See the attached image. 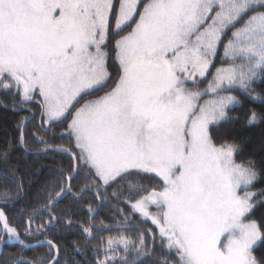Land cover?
<instances>
[{"label": "snow or ice", "instance_id": "6c2138e0", "mask_svg": "<svg viewBox=\"0 0 264 264\" xmlns=\"http://www.w3.org/2000/svg\"><path fill=\"white\" fill-rule=\"evenodd\" d=\"M221 51L223 65L210 72ZM258 79L264 0H0V89L36 103L41 119L30 134L34 146L23 121L17 143L25 153L68 157L46 183V202L28 216L25 234L64 224L90 195L97 207L86 204L89 221L109 205L125 229L96 245L93 264L118 256V264H139L156 253L150 230L126 234L136 214L158 228L156 264H264V254L256 255L264 224L251 218L264 203V191L251 190L264 169L238 161L242 143L216 131L239 119L229 115L241 103L233 92L264 100L253 95ZM244 119L264 123V110L249 108ZM57 135L68 144H56ZM9 148L0 151L5 167ZM62 203L66 211L57 214ZM37 215L48 220L33 229ZM81 227L90 243L94 225ZM0 231L30 246L3 210ZM46 243L43 255L10 253L0 264H76L62 259L53 239Z\"/></svg>", "mask_w": 264, "mask_h": 264}, {"label": "trees", "instance_id": "16d2710c", "mask_svg": "<svg viewBox=\"0 0 264 264\" xmlns=\"http://www.w3.org/2000/svg\"><path fill=\"white\" fill-rule=\"evenodd\" d=\"M222 51L218 54L215 66L210 68V72L215 71V67L223 65ZM111 61H109V64ZM210 78V77H209ZM253 95L260 93L264 96V80L258 79L253 84ZM4 91L0 90V151L5 148H9L10 159L9 167L0 165V202L1 209L8 217L11 226H14L20 232V238L26 243H34L39 240L53 239L63 249L62 259L73 260L76 264H93L96 257V245L104 240L105 243L108 237L117 236L116 232L122 230V227H117L115 224L121 222L120 216H118L109 205H104L99 208L96 219L89 221V213L87 210V203H92V207H97V202L93 201L89 195L85 198V203L77 205L73 212L74 215L64 216L62 219L64 224L58 225L51 230H42L32 235H26L24 229L28 223V216L33 213V209L40 208L46 202V183L56 179L53 175V171L57 169L61 163L67 164L68 157L59 153L49 152L47 155L35 152H23L17 143L19 136V127L23 121L25 126V132L29 134V146L33 147V140L31 137L32 132L37 131L38 117L36 114L33 119V112L28 108L17 106L10 107L9 99L6 95H3ZM237 98L241 101L240 104L230 107L229 115L232 117H239V119H232L228 122L222 123L216 131L221 138L228 140H237L242 143V150L237 156V160L252 159L256 162L257 169H264V123H257L253 126H248L245 123L244 114L249 108H256L264 110V100H253L241 92H233ZM28 114L27 116H25ZM28 118L25 120L24 118ZM30 121V122H29ZM44 135V133H39ZM57 135L55 137V143L60 144L58 141H62V138ZM64 140V139H63ZM65 141V140H64ZM62 144V142H61ZM64 145V144H63ZM66 146V144H65ZM14 166V167H12ZM148 183V181H145ZM155 183V181H152ZM22 186L18 188V185ZM255 192L264 191V173H262L258 180L255 182L254 187L251 189ZM7 191L10 194V199L5 200L3 193ZM19 193V195H18ZM261 198L257 197L259 201ZM121 207H125L121 205ZM129 208L125 207V213H128ZM61 211H66L64 204L57 206V214ZM139 218L137 215L135 219ZM251 218L255 219L257 223L264 224V203H257L256 207L251 213ZM72 220V224L68 225L66 221ZM48 220L47 215H37L32 223L33 229L37 225ZM103 221V226H101ZM140 221V220H139ZM91 223L94 225L93 236L89 237L90 243L85 241V236L82 233V224ZM122 224V223H118ZM135 226V223L133 224ZM134 226V227H135ZM134 229V228H133ZM149 248H151V237L155 235V229L149 223ZM1 233V231H0ZM116 233V234H115ZM114 234V235H112ZM156 236V235H155ZM77 240L82 245L79 252H75L72 247V241ZM156 253L150 256H144L139 258V264H156V261L160 259V246L159 238L156 239ZM48 247L46 244H41L33 248L25 249L15 244H8L4 247L3 256L0 259L7 258L8 254H20L24 252L29 258H34L37 255H43L47 253ZM103 250H101L100 259L103 258ZM123 254V253H121ZM264 254V242H258L256 249V255L260 256ZM119 256L113 264H118ZM148 262V263H147Z\"/></svg>", "mask_w": 264, "mask_h": 264}, {"label": "rangeland", "instance_id": "374dc122", "mask_svg": "<svg viewBox=\"0 0 264 264\" xmlns=\"http://www.w3.org/2000/svg\"><path fill=\"white\" fill-rule=\"evenodd\" d=\"M110 61H111V63H110V71H112L113 73H115V71H116V65H115V62L113 61V60H111L110 59ZM0 90H2V89H0ZM2 91H4V90H2ZM3 95H6V97L9 99L8 101H9V105L8 106H10V107H13V105H16V107L17 106H21V108L22 107H25V108H22V109H26L27 110V112H28V108L29 109H31V111L36 115V114H38L37 115V117H38V122L39 123H41V119H40V115H39V110H38V105L36 104V103H34V102H28V103H23L22 104V102H21V99H20V97H19V95H14V93H12V92H7V91H4V93H2ZM28 114H26L25 116H27ZM56 131H57V133L60 131V129H56ZM59 138H61V137H59ZM65 141H64V140ZM58 142H60V144H61V142H62V144H68V139H67V137L65 136L64 138H62V141H58ZM151 211H156V209L155 208H151L150 209ZM127 211H130V209L129 210H127ZM137 215V217L139 218V220L136 218V219H134L133 221H132V224H138V226H135V225H133V228L134 229H147V230H149V223H150V225L155 229V235H156V237L157 238H159V232H158V228H156V226L155 225H153L152 223H151V221L150 220H148V221H145L144 220V218H142V217H140L138 214H136ZM121 218V217H120ZM118 223H122V219H121V222H117L116 224H115V226H117V227H122L121 226V224H118ZM135 226V227H134ZM123 228V227H122ZM128 230L127 232H126V234L127 235H129V236H132L133 238L135 237V235L137 234V232L135 231V230ZM122 231H125V229L123 228L122 230H119L118 232H116L115 234L116 235H118L120 232H122ZM112 235H114V234H112ZM147 236H148V238H149V233L147 232ZM148 263V262H147Z\"/></svg>", "mask_w": 264, "mask_h": 264}, {"label": "flooded vegetation", "instance_id": "af4514ba", "mask_svg": "<svg viewBox=\"0 0 264 264\" xmlns=\"http://www.w3.org/2000/svg\"><path fill=\"white\" fill-rule=\"evenodd\" d=\"M1 202H0V209H1ZM2 210V209H1ZM0 237H3L2 239H0V251H2V253L4 252V247L6 246V245H8V244H15V245H18V246H21V247H23V248H25V249H28V248H33V247H36V246H38V245H36V246H32V247H28V248H26V247H24V246H22V245H20V244H18V243H14V242H11L10 241V239L8 238V236L5 234V233H3L2 231H1V233H0ZM26 243V242H25ZM20 254H23V256L25 257V258H29V257H27L26 255H24V252H21ZM1 257V256H0Z\"/></svg>", "mask_w": 264, "mask_h": 264}, {"label": "water", "instance_id": "95a60500", "mask_svg": "<svg viewBox=\"0 0 264 264\" xmlns=\"http://www.w3.org/2000/svg\"><path fill=\"white\" fill-rule=\"evenodd\" d=\"M1 210V209H0ZM11 242H14V243H18V241L15 240V238H12L10 239ZM41 244H46V240H39L37 242H34V243H25V245H30L29 247H32V246H36V245H41ZM21 245V244H20ZM23 246V245H22ZM25 247V246H24ZM28 248V247H26Z\"/></svg>", "mask_w": 264, "mask_h": 264}]
</instances>
